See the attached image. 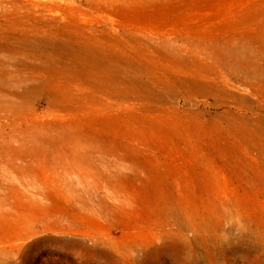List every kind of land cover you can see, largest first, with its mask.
<instances>
[{
  "label": "rangeland",
  "instance_id": "rangeland-1",
  "mask_svg": "<svg viewBox=\"0 0 264 264\" xmlns=\"http://www.w3.org/2000/svg\"><path fill=\"white\" fill-rule=\"evenodd\" d=\"M0 264H264V0H0Z\"/></svg>",
  "mask_w": 264,
  "mask_h": 264
},
{
  "label": "bare ground",
  "instance_id": "bare-ground-1",
  "mask_svg": "<svg viewBox=\"0 0 264 264\" xmlns=\"http://www.w3.org/2000/svg\"><path fill=\"white\" fill-rule=\"evenodd\" d=\"M59 158H65L63 155H59ZM41 213L34 219L32 223H27L28 221H21L16 225H11V233L15 238H28L37 233L41 232H53L61 234H74L79 235L76 239V243L83 246L85 238H83V232L75 226V221H67V219L61 217H54L48 214L44 209L40 210ZM3 244V243H2ZM66 247V246H65Z\"/></svg>",
  "mask_w": 264,
  "mask_h": 264
}]
</instances>
